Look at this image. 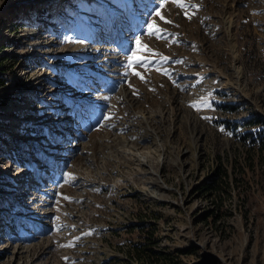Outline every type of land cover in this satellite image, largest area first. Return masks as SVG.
<instances>
[{
    "label": "rangeland",
    "instance_id": "1",
    "mask_svg": "<svg viewBox=\"0 0 264 264\" xmlns=\"http://www.w3.org/2000/svg\"><path fill=\"white\" fill-rule=\"evenodd\" d=\"M182 2L0 0V172L49 165L31 188L37 230L0 195V264H264V0ZM137 39L158 54L136 53L152 60L133 66L143 80L126 67ZM51 54L78 72L48 70ZM35 71L89 100L71 149L24 124L36 88L2 94Z\"/></svg>",
    "mask_w": 264,
    "mask_h": 264
},
{
    "label": "bare ground",
    "instance_id": "2",
    "mask_svg": "<svg viewBox=\"0 0 264 264\" xmlns=\"http://www.w3.org/2000/svg\"><path fill=\"white\" fill-rule=\"evenodd\" d=\"M112 15H114V14H112ZM115 15H117L119 17V19H120L121 16L119 14H115ZM94 19H96V17H94ZM115 23H117L118 25L119 24L122 25V23H118V21H116V20H115ZM41 24L42 23H40L38 25L42 27ZM51 27L49 26V28H46L45 32H43L42 30H39L38 34H41V36H44L47 31L51 30ZM93 27L95 28V26H93ZM60 31H62V29L61 30L59 29V32ZM33 32H35V31H33ZM29 33H31V32H29ZM35 34H36V32H35ZM22 38H23V36H22ZM80 49L81 48L73 49V52L74 51L79 52ZM100 51L103 52V51H108V50L104 49V47H103L102 50H100ZM91 53H93V51ZM36 54L37 53H35V52H30V53H26V52L24 53L23 52V57L28 58V59H30V58L33 59V58H35ZM98 54H100V53L98 52V53H95V55H92L93 56L92 60L94 61V63L96 62V60L98 58V56H97ZM57 55H59V54H57ZM78 55L80 56L81 54L79 53ZM50 56L54 57V59L51 60L50 62H47V64H46L47 67L46 68L48 70L52 69L53 66H56L54 69L57 72H60V74L62 76L65 73H67L71 77H73V75L76 72H78L79 69H75L74 70V68L76 66L74 68L73 67L69 68V70H66V69L61 70V68H62L61 62H58V63L56 62L57 61V59H56L57 56L55 54L54 55L51 54ZM61 56H62V54H61ZM84 56H86V55H84ZM38 57L40 58L41 55H38ZM47 57H48V55H47ZM89 60H91V59H89ZM98 63H100V62H96V64L93 65V66H96ZM41 64L43 66L45 65L43 63V61H41ZM41 69H42V67H41ZM35 73L36 74L32 73V74H34L32 78L41 79L39 82L35 81V83L29 84L30 86H26L27 83L23 84L22 86L21 85H16V84H14V86H13V83H12V85H10L8 87L10 89L9 90H3L2 94L10 95L11 93H14L16 95H20L21 93H23L25 91L28 92L31 88H36L33 91L35 93H40V95H35V93H33L32 98L35 100V102L29 104L27 106L28 108H26V109L24 108L25 109L24 110V114H25V116H24V119H25L24 120V124L29 125L30 127L36 126V124H38L41 127L42 126H51V132H53V134H55L57 137L60 136V137L65 139V142L62 144L63 149H71V144H73L74 140H75L74 137L77 134L80 133L79 124H81V123H79V118H80L79 115L80 114L78 112H80V113H81V111L83 112V108L90 105L89 100L87 102H85V99H86L85 96L86 95L82 94L83 91L79 93L78 89H76L75 86H72L73 84L69 85L68 82L66 83V81L56 82V81H59V80H56V81L53 82V80H55V79H53V78L52 79H47V77H43V75H38L37 71H35ZM51 76L53 77L55 75L53 74ZM31 81H32V79H31ZM6 85L7 84L3 80V85H1L0 88L2 89L3 87H6ZM31 85H32V87H31ZM80 86L85 87V85H83V84H81ZM21 87H22V92L17 90V89H20ZM88 99H89V97H88ZM74 106H76V109H75ZM20 108H22V107H20ZM74 109H75V113H74ZM78 110H80V111H78ZM22 111H21V114L23 113ZM49 111L61 112L63 115H60V116L56 115V119H54L51 122L50 119H49L50 116L47 114ZM40 114H42V115L38 118L37 116L40 115ZM76 115H77L78 120L77 119L76 120L73 119V116L76 117ZM43 119H45V120L42 121ZM37 121H40V122L37 123ZM57 123H59V124L57 125ZM65 123H66V126H65V128H63V125H65ZM52 129H55V131H52ZM26 132H27V130L25 131V133ZM42 152H45V151H42ZM58 157H61V156L57 155L55 160H59ZM4 158L1 159V157H0V167L3 164L2 160ZM46 158H44V156L41 159H39V158L36 159L35 158L36 160L33 163H29L28 161H23L26 164V167H27L26 169L22 168V169H18L17 171H13L14 168L12 170L9 167H5V170H1L2 172H0V195L1 194L6 195L8 197L7 199L9 201L12 200V199L15 200V204H14L15 206H18V204L20 203V206L18 208V211H19L18 213L19 214L17 213L18 216L21 217L20 219H22L24 222H26V221L29 222L30 221L31 227L33 229H35V230H37V225L36 224L39 222L35 218L36 217V212L35 211H36V209H37L36 207L38 205H36V194H35V191H32V189H34V188L38 189V187L40 186L39 183H38L37 174L39 176H43L44 174H43V172H40L37 169L39 168L38 165H44L46 167L49 166L48 165V161L46 160ZM25 159H27V158H25ZM39 162H40V164H39ZM141 163H142V165H145V160L142 159ZM56 167H60V164H57ZM154 175L156 176V174H154ZM32 178L35 179L36 182L31 187V183L29 184L28 181L31 180ZM151 185H153L154 188L155 187L157 189L159 188V186L156 183H154V182H152ZM19 188H23L24 189V190H22V191H24V194H22L23 195L22 198L18 197V195H17ZM39 193L42 194L43 192L41 190H39ZM146 193H147V191H146ZM39 197H41V195ZM3 208L4 209H1L0 211H1V214L5 216V215H7V210L6 209L8 208V206H6L4 204ZM31 211L34 213V215L30 214ZM18 216H17V218H18ZM29 218H34V219L33 220H29ZM11 220H13V219H11ZM0 237H2L0 240H3V237L8 238L7 233L5 231L1 230V228H0ZM23 239H25V238H22L21 241H23ZM4 241H5V239H4ZM22 244L23 243L17 245V247L19 246V248H17V249L21 250V246L20 245H22Z\"/></svg>",
    "mask_w": 264,
    "mask_h": 264
},
{
    "label": "snow or ice",
    "instance_id": "3",
    "mask_svg": "<svg viewBox=\"0 0 264 264\" xmlns=\"http://www.w3.org/2000/svg\"><path fill=\"white\" fill-rule=\"evenodd\" d=\"M172 2L175 3L178 7L182 8V9L186 7V5L182 2V0H172ZM159 7H163V4H161ZM155 15H157L160 18V20H162L164 23H172L171 21L166 20L162 15H160L159 8L157 9ZM185 15L187 16V13H185ZM188 18L190 19L191 17H188ZM147 28H148L147 33H146L147 35L155 36L157 39H168V37L166 35H161V33H163L164 30L159 28V26H157L155 24V22L149 23ZM144 52L149 53L151 57H155L158 55L152 49H150L147 45H142L141 41L139 39H137L136 40V49H135L133 55L128 58V62L126 64V67L129 70H131L134 75L139 76L140 79H142V80L144 79V77L140 73L136 72L134 70L133 66L139 65L141 67H144L145 70H148L149 65L152 63V60L149 57H145L143 55H137L136 54V53H144ZM167 59H168L167 57H161L162 61L166 62ZM177 63H179V61H177ZM156 70L157 71H163V74H165V75L168 74L166 70H162L159 68H157ZM195 106L196 105L194 104L193 107H195ZM68 246H71V245H68Z\"/></svg>",
    "mask_w": 264,
    "mask_h": 264
},
{
    "label": "trees",
    "instance_id": "4",
    "mask_svg": "<svg viewBox=\"0 0 264 264\" xmlns=\"http://www.w3.org/2000/svg\"><path fill=\"white\" fill-rule=\"evenodd\" d=\"M1 85H3V81H2V80H0V86H1Z\"/></svg>",
    "mask_w": 264,
    "mask_h": 264
}]
</instances>
